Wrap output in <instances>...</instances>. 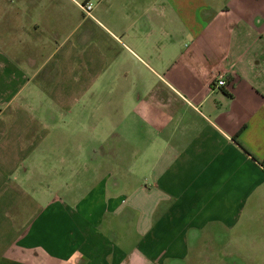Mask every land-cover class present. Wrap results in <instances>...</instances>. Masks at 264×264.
I'll return each instance as SVG.
<instances>
[{
  "label": "crops",
  "instance_id": "crops-1",
  "mask_svg": "<svg viewBox=\"0 0 264 264\" xmlns=\"http://www.w3.org/2000/svg\"><path fill=\"white\" fill-rule=\"evenodd\" d=\"M86 1L0 0V264H173L253 226L264 0Z\"/></svg>",
  "mask_w": 264,
  "mask_h": 264
},
{
  "label": "rangeland",
  "instance_id": "rangeland-1",
  "mask_svg": "<svg viewBox=\"0 0 264 264\" xmlns=\"http://www.w3.org/2000/svg\"><path fill=\"white\" fill-rule=\"evenodd\" d=\"M208 3L214 7L218 0H208ZM162 6V11L166 14V16H177L175 10H167ZM137 8L136 5H129L128 9L132 12ZM101 103V102H100ZM104 104V102H102ZM108 103V102H107ZM115 105L120 104V102H115ZM44 106L48 105L50 108L58 110L60 106V102L57 105L56 102L48 100L42 102ZM63 120H69L68 117H63ZM92 136L87 131L82 130L79 133H73L70 131H66V133H58L54 134L50 137L51 150H56V146L53 144L67 146L66 153H69L70 150H74V148L78 147L80 149V154L82 158L85 157V149L90 145L92 141ZM102 141V140H101ZM79 153V151H78ZM84 176L83 171L81 173ZM258 208V209H257ZM255 220L254 225L251 227H243L239 228L236 232L232 231L227 236H225L226 241L229 243L223 244L222 246L210 244L209 248L213 249L212 251L215 253L213 256V252H208L207 255L211 259L213 257L217 258L219 256L222 259V264H264V205L257 206L255 208ZM212 237L210 238V240ZM230 242L232 244H230ZM198 243V242H197ZM199 244V243H198ZM193 244L191 245L190 254L187 258L185 264H196L198 261L194 260L200 254H206L205 246ZM209 251V250H208ZM236 252L239 255H233ZM223 254V255H222ZM225 255V256H224ZM218 262L212 261L209 264H217ZM200 264H205V262H201Z\"/></svg>",
  "mask_w": 264,
  "mask_h": 264
},
{
  "label": "flooded vegetation",
  "instance_id": "flooded-vegetation-1",
  "mask_svg": "<svg viewBox=\"0 0 264 264\" xmlns=\"http://www.w3.org/2000/svg\"><path fill=\"white\" fill-rule=\"evenodd\" d=\"M215 232L213 233V235H211L209 238H206V237H204L202 240L201 239H199V240H196L194 243L195 244H198V245H202V246H205V250H207L206 251V254H200L199 256H201V257H197V258H195L194 260H196V261H198L196 264H200V261L201 262H205V264H209V263H211L212 261H215V262H218L217 264H222V259L219 257V256H217V258H215V257H213V259H211L210 257H209V255H207L208 254V252H213L212 250L213 249H210L209 248V246H210V244H213V245H218V246H222L223 244H225V242L226 243H229V242H227L226 241V237L225 236H227L229 233H227L225 230H219V229H217L216 228V230H214ZM236 232V231H235ZM212 237V239L210 240V238ZM201 241V242H200ZM198 242V243H197ZM194 243H192L191 245H193ZM230 244H232L231 242H230ZM191 245H190V249H191ZM209 250V251H208ZM213 256H215V253L213 252V254H212ZM223 255V254H222ZM233 255H239V253L238 252H236L235 254H233ZM225 256V255H224ZM187 261V259L186 260H183V261H176V262H173V264H185V262Z\"/></svg>",
  "mask_w": 264,
  "mask_h": 264
},
{
  "label": "built area",
  "instance_id": "built-area-1",
  "mask_svg": "<svg viewBox=\"0 0 264 264\" xmlns=\"http://www.w3.org/2000/svg\"><path fill=\"white\" fill-rule=\"evenodd\" d=\"M92 6H93V3L91 2V0H87L86 2L80 5V8L84 14H86L87 16H91L90 14H91ZM221 78L222 77L219 76V79L216 82L217 86L219 87L224 85V81H222Z\"/></svg>",
  "mask_w": 264,
  "mask_h": 264
},
{
  "label": "trees",
  "instance_id": "trees-1",
  "mask_svg": "<svg viewBox=\"0 0 264 264\" xmlns=\"http://www.w3.org/2000/svg\"><path fill=\"white\" fill-rule=\"evenodd\" d=\"M260 166H261V168L264 170V159L260 162V163H258Z\"/></svg>",
  "mask_w": 264,
  "mask_h": 264
}]
</instances>
